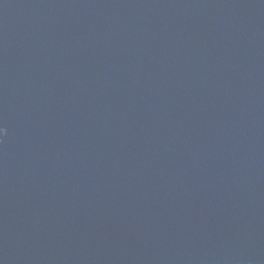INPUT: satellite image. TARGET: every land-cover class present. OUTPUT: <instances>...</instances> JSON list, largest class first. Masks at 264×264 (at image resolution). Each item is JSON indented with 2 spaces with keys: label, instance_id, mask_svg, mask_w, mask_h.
<instances>
[{
  "label": "water",
  "instance_id": "95a60500",
  "mask_svg": "<svg viewBox=\"0 0 264 264\" xmlns=\"http://www.w3.org/2000/svg\"><path fill=\"white\" fill-rule=\"evenodd\" d=\"M0 264H264V0H0Z\"/></svg>",
  "mask_w": 264,
  "mask_h": 264
}]
</instances>
